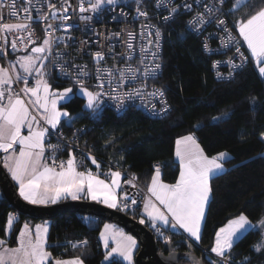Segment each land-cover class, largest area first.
<instances>
[{"label":"snow or ice","instance_id":"6c2138e0","mask_svg":"<svg viewBox=\"0 0 264 264\" xmlns=\"http://www.w3.org/2000/svg\"><path fill=\"white\" fill-rule=\"evenodd\" d=\"M24 2L25 23L0 24V54L5 57L8 55L6 46L9 45V33H14L10 41L13 52L19 50V45H23L24 50L27 51L29 44L36 43L33 39L34 29L31 27V22L34 19L31 9L34 5L32 0H24ZM40 2L41 0H37V3ZM133 2L136 17L148 19V11L141 7L145 0H133ZM194 2L196 8L193 7V3H188L187 0H181L180 3H175V0H155L154 7L168 12V15L161 17L165 23L175 22L181 14L193 13L186 22L188 30L203 34L207 26L215 24L218 32L223 33L220 37L222 46L228 48L232 45L235 38L232 35L227 17L229 15L234 16L241 9L246 8L250 0H194ZM43 3L46 4L48 11L45 12L42 7H37L38 15L35 17L36 20L44 23L46 38L43 43L32 47L31 54L18 57L15 64H10L9 67H0V152L4 153L3 157L0 158V163L7 169L11 179L19 186L20 197L30 204H56L60 199L68 197L72 200L88 198L105 205L109 209L125 211L128 208V197L125 195L124 202H121L116 194V189L120 185L121 172H111V183H107L86 167L85 160H90L97 169L100 168L97 158L91 153H82L81 159L78 161L75 153L69 151V158L66 162L57 161L55 153L61 150V145L45 144L46 135L50 131L58 129L62 117L69 116L67 110L58 107V103L69 100L73 94V88L65 87L63 90L53 91L47 78L49 73L44 61L48 60L52 54L53 43L56 39L54 33L57 29L53 22L64 23L71 20L72 17L67 13L72 5L69 4L68 0H61L59 7L52 0H43ZM228 3H231V7L225 12V6ZM105 6H109V8ZM3 7L5 5L0 4V8ZM7 7L11 10V15L16 16L18 14L16 0H12V3ZM117 7L120 8L119 15L127 18L128 13L124 12L121 0H78L77 7L72 8V10L75 12L78 9L80 14L91 13V15L79 16L81 21L88 23L93 21L94 16L108 10L114 12ZM49 17H51L52 22H49ZM113 19H117V17L113 16ZM71 27V25H67L63 31L68 32ZM232 27L237 30L239 37H242L243 41L247 43L251 57L255 59L259 75L264 77V7H260L258 11L247 18H237L232 22ZM152 29L155 31L153 32ZM145 31H147L149 38L147 44L140 45V58L137 61V64L142 66V71L141 67H133L130 63L136 52L133 44L136 33L133 31L126 32L123 43L127 51L120 54L129 63H126L124 67L113 65L118 75L114 74L113 68L100 66L106 57L103 46H101V50L90 53L95 63L99 91H91L85 86L84 78L90 76L87 64L73 63L70 68L66 66V62L56 65L60 73L71 78L80 93L87 98L86 107L88 109L93 110V112L99 109L101 97L104 95L116 100L119 107H124L125 100L140 99L144 104L147 95L157 98L161 102V114H166L170 110V105L165 98V91L162 88L155 89L146 95L142 91L147 86L149 78L158 77L162 67L159 62L162 30L157 25L142 22L141 37L144 36ZM124 32L125 30L122 29L121 32L110 33L104 39L111 40L115 37L119 40ZM22 33H27V36L21 35ZM96 35L102 36L103 33H96ZM208 38H214V34L209 33L206 40ZM60 39L64 43V48L67 49L69 47L67 41L72 40V37L69 35ZM81 43L87 44V41H81ZM113 47V45H108V52H112ZM203 47L208 49V44L205 42ZM235 52L240 56L241 63L236 64L234 58L229 57L227 61L230 69L228 79H231L235 71L242 68L248 60L240 51L238 44L235 45ZM146 61L149 62L146 63ZM220 63L222 62H213V67H217ZM16 64L22 69V73L16 70ZM34 74V85L29 86L30 78ZM105 74L109 85L112 84L113 79L119 82L117 87L112 88L109 93L103 91ZM216 75L218 79L225 78L220 72H217ZM137 80L141 82L140 87L129 89L127 92L118 91L125 84ZM17 82H22L24 85L20 92H16L12 88V85ZM21 92L29 97L27 101L21 97ZM251 99L253 103L256 102L255 97ZM29 105L33 106L35 114ZM151 111H155V104H152ZM223 115L228 116V113ZM217 119L220 117H213V120ZM41 121L48 127H41ZM68 123L70 125V121ZM25 128L28 130L27 135L22 133ZM260 136L261 140L264 141V133H261ZM176 145V156L180 161L179 179L175 184H164L159 178L160 170L157 167L148 191L161 207H157V204L151 200L144 205L151 227L164 237V242L167 245H172V239L164 235L160 225L171 229H183L194 242L201 240V222L212 196L210 179L217 172L223 171L224 161L229 155L226 152H220L212 157L205 155L193 134L181 137L176 141ZM46 149H50L53 154L50 157L51 164L45 160ZM79 168H84V170L80 171ZM131 203L136 204V200L133 199ZM15 219L12 214H9L6 225L7 231H11ZM140 223L144 224L145 219L142 218ZM256 228H264V218L258 221L256 225H253L244 214L229 220L225 227L216 232L215 242L208 250L219 259L212 260L209 256L207 257L208 264H231V252L238 234ZM48 232L47 222L43 225H36L34 232L29 224L25 223L19 231L18 246L10 247L5 239H0V264H85L81 256H76L70 260L53 257L52 252L47 249ZM100 239L106 249L109 248V239L114 242V246L106 253L105 260L117 255L128 261V264H132L133 250L136 248V240L132 236L114 231L110 225L105 224L104 230L100 232ZM78 245L86 246L87 241L72 243L73 248L78 247ZM253 248L257 253L264 252V239L254 245ZM188 249L189 251L185 253V256L189 258L190 264H204L203 257H195L191 243L188 244ZM169 256L175 260L174 248H170ZM248 259L245 257L241 264H248Z\"/></svg>","mask_w":264,"mask_h":264},{"label":"trees","instance_id":"16d2710c","mask_svg":"<svg viewBox=\"0 0 264 264\" xmlns=\"http://www.w3.org/2000/svg\"><path fill=\"white\" fill-rule=\"evenodd\" d=\"M230 7L228 3L227 8ZM260 7H264V0H250L246 8L231 16L235 20L247 18ZM185 21L186 17L182 16L160 28L163 74L156 84L165 91L170 105L167 116L155 119L136 109H129L122 115L105 108L87 111L85 99L74 94L62 105L69 112L70 125L64 122L59 130L70 133L74 128L85 129L81 142L101 161L99 169L90 164L92 169L104 170L102 160L109 162L135 177L146 189L156 173V165L165 183L177 182L180 167L175 161L174 150L180 137L193 134L209 157L220 152L229 153L231 159L225 165V172L210 181L212 196L199 244H193L181 234L163 230L165 236L171 237L174 248L182 252L180 264H190L185 256L190 243L195 256L203 257L204 264H208L203 249H210L218 229L240 214L246 215L254 225L264 218V141L260 136L264 133V77L259 75L254 63L248 62L230 81H217L212 70L216 57L204 53L200 38L186 30ZM213 117L220 119L213 120ZM121 212L139 222L143 218L141 214ZM9 214L17 217L8 241L14 247L21 226L39 221L16 215L1 199L0 238L3 239ZM50 223L48 250L54 257L81 256L85 264H124L118 259L105 261L100 232L107 222L65 214ZM144 225L151 229L146 220ZM262 239L264 228L246 233L233 247L231 262L241 264L248 257V264H264V252L257 253L253 248ZM85 240L86 246L72 247V243ZM158 242L162 249L164 237Z\"/></svg>","mask_w":264,"mask_h":264},{"label":"built area","instance_id":"2783aa9c","mask_svg":"<svg viewBox=\"0 0 264 264\" xmlns=\"http://www.w3.org/2000/svg\"><path fill=\"white\" fill-rule=\"evenodd\" d=\"M53 3H56L59 7L61 0H52ZM69 4L72 5V8H76L78 4V0H68ZM181 0H175V3H180ZM188 3H193V7L196 8V4L194 0H187ZM12 0H0V4L5 5V7L0 8V24L3 23H25L24 20L25 14L23 13V7L25 6L24 0H16V10L18 14L16 16H13L10 14V9L7 7V5L11 4ZM32 3L34 7L31 9L32 15L34 17L33 21L31 22V27L34 29V37L36 43L35 44H29L27 51L24 50L23 45H19V50L15 51L18 53L23 52H31V48L34 46H39L43 43V40L46 38L45 35V29H44V23H41L40 21L36 20L35 17L38 15L36 12L37 7H42L43 11L47 12L48 9L46 7V4L43 3V0H41L40 3H37V0H32ZM155 0H145L144 4L141 5L142 8H146L148 11V19H145L144 17H136L135 12V4L133 0H121V6L124 9V12L128 13L127 18L120 16V8L117 7L115 11H105L104 13L94 16L93 21L85 23L79 19L80 15H91V13H85L80 14L77 11H73L72 8H69L68 15L72 17L71 20L61 23L60 21L53 22L56 31L54 33L55 40L53 43V51L52 54L48 57V60H46L47 65V71L49 73L48 80L53 86H60L61 88L65 87H72L73 92H76L78 89L77 86L74 85V82L71 78L66 77L62 75L59 71V69L56 67L57 64H65L69 68L73 63L75 64H87L88 70L90 72L89 77H85V86L89 88L91 91H99L100 89L97 88V85L99 81L96 79V73H95V63L92 59V56L90 53L101 50V46H103V50L106 53L105 61L101 62L102 68H113V65H116L117 67H124L126 63H129L126 61L125 58H123L120 54L126 52V46L123 43V40L126 38V32L127 31H133L136 33V39L133 41V44L135 45L136 52L134 54L133 59L130 61L133 67H141L142 66L137 64V61L140 58L139 54V47L141 44H147L148 36L147 31H145L144 36L141 37V23L145 24H152L157 25L161 28V25L169 24L171 22L165 23L163 19L161 18L162 15H168V12L164 9H158L154 7ZM228 5V4H227ZM227 5L225 6V12H227ZM106 8H109V6H105ZM202 10V9H200ZM191 15L193 13H187V14H181L179 17L185 16V27L186 30L199 37L202 43V47L204 43L206 42L208 44V49H205L203 47V51L207 56L216 57L213 62L215 61H221L217 67H213L212 62V70L214 77L217 81L226 82L230 81L238 72H240L248 62H252L253 60L251 58V55L247 49L246 43L243 41L242 37H239L237 30L232 27V22L235 20L231 15L227 17L229 27L232 29V35L235 38L234 43L230 45L228 48H225L221 44V35L223 33H219L218 29L215 24H211L207 26L206 30L203 32V34H198L196 32H192L188 30L187 28V21L191 18ZM113 16H116L117 19H113ZM49 22L51 21V17H49ZM46 23V22H45ZM67 25H71L72 27L69 29L68 32L63 31V28ZM124 29L125 32L122 33L121 38L118 40L115 37H113L111 40H106L104 37L108 36L110 33L114 32H121V30ZM51 31V30H49ZM154 32L155 29H152ZM96 33H103L102 36L96 35ZM209 33L214 34V38H208L206 40V37L209 36ZM14 33H9V45L7 47L8 55L5 57L4 55L0 54V56L6 61H8L9 51L12 50L10 47V41L13 38ZM21 35L27 36V33H22ZM72 37V40L67 41L69 44V47L67 49L64 48V43L61 42V37ZM81 41H87V44H82ZM238 44L240 47V51L243 53L245 57L248 58L247 62L244 63L243 67L236 70L233 77L231 79H228V73H229V66L227 64V61L229 57H233L236 64H240V56L236 54L235 52V45ZM108 45H113V51L108 52ZM161 50H160V60L162 67L159 71L158 77L153 79L149 78L147 81V86L142 89V91L145 93V95L149 92L154 91L155 89H159L157 86V82L161 79L163 74V62H162V50H163V37L161 40ZM115 57V59H113ZM149 61H146V63ZM74 71V70H73ZM114 74L118 75L117 72H115V69L113 68ZM217 72H220L223 74V77L218 79L217 78ZM139 75V73H137ZM118 81L113 79L112 84L109 85L108 78L105 74L104 76V87L103 91L105 93L111 92L112 88H116L118 85ZM140 81L137 80L136 82H129L125 84L123 87H120L118 89L119 92H127L129 89L140 87ZM12 88L16 92H20V85L19 82L14 83L12 85ZM114 94V93H113ZM21 97H23V93H20ZM166 98V96H165ZM167 100V98H166ZM168 102V100H167ZM152 104H155V111H151ZM169 105V103H168ZM101 106L105 109H108L112 111L116 115H122L129 109H136L139 111H142L147 116L151 118H163L167 116L170 110L166 114H161L160 109L162 107L161 102L154 97H149L146 95V101L144 104H142L140 99L135 100H125L124 107H119L118 102L116 100L110 99L108 95H104L101 97ZM41 127H48L43 121L40 122ZM77 130H83L78 132ZM85 129L81 128H74L70 133H66L60 130H52L49 132V134L45 137V144L48 143L51 144H60L61 150L57 151L55 153V156L57 158V161H67L68 152L72 151L75 153L77 160L79 161L81 159L82 153H91L92 156L96 157L99 164L101 163L100 159L87 150L83 143L81 142V135L84 133ZM62 133V135H61ZM76 133V135H74ZM52 152L50 149H46L45 151V160L51 164L50 157L52 156ZM105 163V169L103 170H96L92 169L93 165L90 160H85V165L87 168L91 169L94 174H97L100 179H103L107 182H111V172L119 171L121 172V178L123 179L122 184V193L123 197L125 195L128 197V208L127 212H132L134 214H141L143 205L147 199L148 196V190L144 188L141 184H139L135 179H133L131 176L126 174L124 171L119 169L118 167L112 165L109 162L103 161ZM91 164V166H90ZM158 165L155 166L157 168ZM78 170L83 171L84 168H79ZM130 181V183H129ZM133 185H135L133 187ZM135 199L136 204H132L131 201ZM124 202V198L122 200ZM161 228V227H160ZM162 229V228H161ZM151 231L154 234L155 238L160 239L162 236L157 233L156 229L151 227ZM163 231V229H162ZM203 254L207 257H211L212 260H218L219 258L215 256V254L210 253L207 249H203ZM231 264H233L231 262Z\"/></svg>","mask_w":264,"mask_h":264},{"label":"water","instance_id":"95a60500","mask_svg":"<svg viewBox=\"0 0 264 264\" xmlns=\"http://www.w3.org/2000/svg\"><path fill=\"white\" fill-rule=\"evenodd\" d=\"M0 190L3 199L18 216L39 222L53 221L65 214L97 218L121 228L138 241L136 264H180L182 252L179 248L164 242L161 249L159 239L155 238L150 228L117 209H109L98 202L85 200L65 201L48 206L33 205L24 201L2 163H0ZM170 248L175 249V260L169 256Z\"/></svg>","mask_w":264,"mask_h":264},{"label":"crops","instance_id":"0c3cea01","mask_svg":"<svg viewBox=\"0 0 264 264\" xmlns=\"http://www.w3.org/2000/svg\"><path fill=\"white\" fill-rule=\"evenodd\" d=\"M246 43V42H245ZM246 46H247V43H246ZM247 49H248V47H247ZM248 51H249V53H250V55H251V51L248 49ZM29 54H31V52H23V53H18V52H13V50H10L9 51V56H8V61H7V63L5 64V60L0 56V67H9V65L10 64H15V61L17 60V58L18 57H20V56H25V55H29ZM252 58V57H251ZM252 60L254 61V65L256 66V62H255V59L254 58H252ZM10 62V63H9ZM44 63H45V66H46V68H47V65H46V61H44ZM256 68H257V70H258V67L256 66ZM16 70L18 71V72H21L22 73V69H20L19 68V65L18 64H16ZM258 72H259V70H258ZM48 78V77H47ZM34 80H35V74L33 75V77H31L30 78V85L29 86H33L34 85ZM50 83V82H49ZM51 84V83H50ZM19 85H20V87L22 88L24 85H23V83L22 82H19ZM52 85V84H51ZM57 89H59V90H63V88H58V87H55V86H53L52 85V90L53 91H55V90H57ZM74 94H76L75 92H73V94H71V96H70V98L74 95ZM23 99H25L26 101L28 100V96H26L24 93H23V97H22ZM70 100V99H69ZM69 100H67V101H60L59 103H58V107L59 108H62V105H64L66 102H68ZM29 108L30 109H32L33 110V112H34V114H35V109L33 108V106L32 105H29ZM63 109V108H62ZM38 119H39V116H38ZM71 122V119L69 118V116L68 117H62L61 118V125L58 127V129L57 130H59V129H61V126H62V124L64 123V122ZM27 132H28V130H27V128H25V129H23L22 130V133L24 134V135H27ZM181 138V137H180ZM180 138H178V139H180ZM177 139V140H178ZM176 140V141H177ZM196 142L198 143V141L196 140ZM199 144V143H198ZM200 145V144H199ZM176 148H177V145H176V143H175V150H174V157H175V161L179 164V167H180V161H179V158L176 156ZM200 148L202 149V147H201V145H200ZM17 151H18V146H17ZM204 151V150H203ZM227 153V152H226ZM204 154H205V152H204ZM229 154V153H228ZM3 155H4V153H2V152H0V158H2L3 157ZM206 155V154H205ZM231 159V155L229 154L228 155V158L224 161V169H223V171H221V172H217L216 174H214L212 177H211V179L213 178V177H215V176H217V175H219V174H222L223 172H225V170H226V163L229 161ZM6 169V168H5ZM6 171H7V169H6ZM8 172V171H7ZM9 174V173H8ZM156 174V173H155ZM154 174V175H155ZM10 175V174H9ZM153 175V176H154ZM180 175V174H179ZM10 177H11V175H10ZM160 180L164 183V184H167V183H165L163 180H162V174H161V172H160ZM178 179H179V177H178ZM211 179H210V181H211ZM103 180V179H102ZM13 181V180H12ZM14 182V184H15V186H16V188H17V190H18V193H19V186L16 184V182L15 181H13ZM107 182V181H106ZM123 179L122 178H120V185H119V187L116 189V194H117V197H118V200H120L121 202H122V200H123V193H122V184H123ZM107 183H111V182H107ZM151 183H152V180H151V182H150V184H149V186H148V188H147V190L149 189V187L151 186ZM170 185V184H169ZM22 198V197H21ZM1 199H3V196H2V193H1V190H0V200ZM23 199V198H22ZM78 200H85V201H92L91 199H88V198H82V199H78ZM149 200H151L153 203H156L157 204V207H161L160 205H159V203H158V201H156L155 200V198L153 197V196H151V193L148 191V196H147V199H146V201H145V203H147ZM25 201V200H24ZM65 201H73L70 197H68V198H62V199H60L56 204H58V203H61V202H65ZM27 202V201H26ZM94 202H96V201H94ZM145 203H144V205H145ZM101 204V203H100ZM48 205H53V204H47V205H40V206H48ZM144 205H143V208H142V212H141V215L143 216V218L149 223V221H148V219H147V213H146V211H145V207H144ZM207 207H208V205L206 206V209H205V214H206V210H207ZM163 210V209H162ZM16 219H15V221H14V223H13V226H12V229H11V231L9 232V231H7V228H6V238H5V240L7 241V245L8 246H10L9 244H8V241H9V239H10V237H11V234H12V231H13V229H14V226H15V223H16V221H17V217L15 216V215H13ZM238 217V216H237ZM237 217H234V218H237ZM234 218H232V219H234ZM204 219H205V216H204ZM204 219L202 220V222H201V232H202V227H203V223H204ZM47 222V224H48V226H49V232H48V238H47V249H48V240H49V234H50V228H51V223H50V221H46ZM229 222V221H228ZM228 222L224 225V226H222V227H225L227 224H228ZM45 222H37V223H34V224H30V223H28L29 224V226H30V228L33 230V232L35 231V226L36 225H38V224H40V225H43ZM25 224V223H24ZM23 224V225H24ZM107 225H110L111 227H112V229L114 230V231H117V232H123L125 235H127L128 233H126L124 230H122L121 228H119V227H117V226H115V225H113V224H111V223H106ZM23 225L21 226V228L23 227ZM254 225V224H253ZM160 227L164 230H168V231H170V232H173V233H178V234H181V235H183L187 240H189L190 242H192V243H194L195 245H198L199 244V242H194L189 236H188V234L186 233V232H184L183 231V229H179V228H176V229H171L170 227H166V226H163V225H160ZM221 227V228H222ZM21 228H20V230H21ZM19 230V231H20ZM104 230V226L102 227V231ZM219 230V229H218ZM252 229H250L249 231H251ZM248 231V232H249ZM248 232H246V233H248ZM246 233H244V232H242L241 234H238V237L235 239V241H234V245H233V247L237 244V242L246 234ZM18 235H19V233H18ZM129 235V234H128ZM17 238H18V236H17ZM0 239H3V238H0ZM100 241H101V246H102V249L104 250V252H105V255H106V253L108 252V251H110L111 250V247H113L114 246V242L111 240V239H109V248L108 249H106L105 247H104V244H103V241L100 239ZM214 242H215V236H214V241H213V244H214ZM16 246H18L17 245V243H16V245L14 246V247H16ZM11 247V246H10ZM139 249V248H138ZM133 251H135V249L133 250ZM138 252V251H137ZM213 254V253H212ZM54 257V256H53ZM73 259V258H72ZM113 259H118V260H120V261H122L123 263H124V259L122 258V257H119V256H117V255H114L113 257H111V258H109V260H105L106 262H109V261H111V260H113ZM64 260H70V259H64ZM125 264V263H124Z\"/></svg>","mask_w":264,"mask_h":264},{"label":"rangeland","instance_id":"374dc122","mask_svg":"<svg viewBox=\"0 0 264 264\" xmlns=\"http://www.w3.org/2000/svg\"><path fill=\"white\" fill-rule=\"evenodd\" d=\"M10 63V62H9ZM253 63H254V61H253ZM5 64H6V62H5ZM8 67V66H7ZM78 96H80V97H82V98H84L85 99V109L87 110V111H91V109H88L87 107H86V104H87V98L86 97H84L81 93H80V91H79V89H77L76 90V92H75ZM98 110H100V111H102L103 110V107L100 105V108L98 109ZM127 236H131V235H128L127 234ZM134 238V237H133ZM135 239V238H134ZM136 240V239H135ZM194 244V243H193ZM138 248H139V243H138V241L136 240V248H135V251H133V260H132V264H136V255H137V251H138ZM120 257V256H119ZM124 263L125 264H128V261H126V260H124Z\"/></svg>","mask_w":264,"mask_h":264}]
</instances>
